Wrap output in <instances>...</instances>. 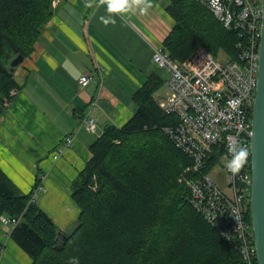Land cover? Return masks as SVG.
I'll use <instances>...</instances> for the list:
<instances>
[{
    "label": "trees",
    "instance_id": "1",
    "mask_svg": "<svg viewBox=\"0 0 264 264\" xmlns=\"http://www.w3.org/2000/svg\"><path fill=\"white\" fill-rule=\"evenodd\" d=\"M53 0H0V115L19 87L11 61L30 56L53 13ZM170 31L161 44L182 63L204 46L237 56L238 34L200 0H169ZM21 63V62H20ZM162 78L150 73L132 93L135 111L108 123L89 145L91 156L71 183L79 209L73 229L58 235L54 220L32 201L41 181L21 192L0 168V219H16L10 237L31 264H237L238 250L190 203V177L222 163L215 147L198 170L166 131L179 118L154 97ZM186 164V165H185ZM248 218L250 211L248 209ZM216 229V230H215ZM56 243V244H55Z\"/></svg>",
    "mask_w": 264,
    "mask_h": 264
},
{
    "label": "crops",
    "instance_id": "2",
    "mask_svg": "<svg viewBox=\"0 0 264 264\" xmlns=\"http://www.w3.org/2000/svg\"><path fill=\"white\" fill-rule=\"evenodd\" d=\"M168 1L130 0L128 12L110 14L107 0H53L33 53L14 70L19 87L0 115V168L21 192L43 180L36 202L63 233L77 220L71 183L91 156V142L106 124L131 116V93L150 73L166 85L167 71L152 61V50L172 26ZM108 15L114 24L99 19ZM83 73L91 79L81 86ZM90 117L93 131L84 123ZM66 136L71 144L53 160ZM11 227L0 219V264H31L11 239Z\"/></svg>",
    "mask_w": 264,
    "mask_h": 264
},
{
    "label": "built area",
    "instance_id": "3",
    "mask_svg": "<svg viewBox=\"0 0 264 264\" xmlns=\"http://www.w3.org/2000/svg\"><path fill=\"white\" fill-rule=\"evenodd\" d=\"M202 1L225 27L237 31V56H213L200 47L193 57L180 63L161 46H153L152 61L167 71L168 91L159 98V103L164 111L175 113L179 118V123L168 126L166 131L192 158L193 164L187 170H198L209 152L222 147L225 186L216 178L215 170L219 165L212 172L190 177L187 181L190 203L238 250L237 264H257L248 209L252 184L251 110L257 85L262 6L260 0ZM90 79L88 73H83L78 81L84 86ZM93 120L92 117L84 119L90 130H93ZM71 142L72 137L66 136L64 143L53 150V160H57ZM236 145L246 146L248 155L245 163L232 172L226 165ZM40 180L31 194L32 201H37L45 190ZM1 221L14 222V219L1 217Z\"/></svg>",
    "mask_w": 264,
    "mask_h": 264
},
{
    "label": "water",
    "instance_id": "4",
    "mask_svg": "<svg viewBox=\"0 0 264 264\" xmlns=\"http://www.w3.org/2000/svg\"><path fill=\"white\" fill-rule=\"evenodd\" d=\"M262 5L261 38L258 57L257 85L251 110V172L252 184L249 200L250 218L254 232L257 264H264V0ZM232 7V4L230 5ZM23 60L20 53L11 61L16 67ZM60 237L64 233L58 231Z\"/></svg>",
    "mask_w": 264,
    "mask_h": 264
},
{
    "label": "clouds",
    "instance_id": "5",
    "mask_svg": "<svg viewBox=\"0 0 264 264\" xmlns=\"http://www.w3.org/2000/svg\"><path fill=\"white\" fill-rule=\"evenodd\" d=\"M132 8L130 0H107L106 11L108 13H126ZM144 11V9H141ZM103 24L108 25L109 23H115L116 19L113 15L101 16L99 18ZM232 158L227 162V167L232 172H235L239 169L241 165L245 163V160L248 155L247 147L244 145H236L232 148ZM74 264H79L78 258L73 257Z\"/></svg>",
    "mask_w": 264,
    "mask_h": 264
},
{
    "label": "rangeland",
    "instance_id": "6",
    "mask_svg": "<svg viewBox=\"0 0 264 264\" xmlns=\"http://www.w3.org/2000/svg\"><path fill=\"white\" fill-rule=\"evenodd\" d=\"M215 16V15H214ZM216 17V16H215ZM218 19V18H217ZM227 28V27H226ZM163 47V46H162ZM203 48H204V46H203ZM165 49V48H164ZM166 50V49H165ZM167 51V50H166ZM209 53H211L209 50H207ZM168 52V51H167ZM169 53V52H168ZM196 54V53H195ZM194 54V55H195ZM170 55V54H169ZM193 55V56H194ZM213 55V54H212ZM225 54H223V52H219L218 53V56L219 57H223ZM192 56V57H193ZM167 86L165 85V83L164 84H162V86L154 93V97L156 96L157 98H160V96H164L165 95V92L167 91V88H166ZM156 98V99H157ZM158 100V99H157ZM160 106V105H159ZM161 108V107H160ZM223 164H224V161H223V163L222 164H220L218 167H217V171L215 170V172H217V181H219V183L222 185V187H224L225 186V169L223 168ZM215 168V167H214ZM213 171V169L210 171V172H212ZM78 213H79V211H78ZM78 216V215H77ZM76 222V221H75ZM73 227H74V223L72 224V226L70 227V230L71 229H73Z\"/></svg>",
    "mask_w": 264,
    "mask_h": 264
},
{
    "label": "bare ground",
    "instance_id": "7",
    "mask_svg": "<svg viewBox=\"0 0 264 264\" xmlns=\"http://www.w3.org/2000/svg\"><path fill=\"white\" fill-rule=\"evenodd\" d=\"M200 1H202V0H200ZM261 2V1H260ZM205 3V2H204ZM206 4V3H205ZM207 5V4H206ZM208 6V5H207ZM262 6V5H261ZM210 9V8H209ZM211 10V9H210ZM53 11V10H52ZM212 12V11H211ZM213 13V12H212ZM219 20V19H218ZM220 21V20H219ZM221 22V21H220ZM222 23V22H221ZM162 47V46H161ZM163 49H164V47H162ZM165 50V49H164ZM166 51V50H165ZM169 54V53H168ZM224 54V53H223ZM225 55H227V54H225ZM170 56V55H169ZM214 56V55H213ZM171 57V56H170ZM172 58V57H171ZM173 59V58H172ZM90 76H91V74L90 73H88ZM155 99H156V97H155ZM158 99V100H157ZM156 99V101L158 102V104L160 105V103H159V98H157ZM161 107V106H160ZM162 109V108H161ZM163 110V109H162ZM164 111V110H163ZM164 112H166V111H164ZM166 113H168V112H166ZM175 114V113H174ZM179 123V122H178ZM87 127V126H86ZM94 127H95V124H94V120H93V130H94ZM168 127V126H167ZM166 127V128H167ZM165 128V129H166ZM90 130V129H89ZM93 130H90V131H93ZM186 165V164H185ZM188 168V167H187ZM187 168H186V170H187ZM187 171H190V170H187ZM210 172V171H209ZM15 222H16V219H14V222L12 221L11 223L12 224H15ZM251 222V221H250ZM252 224V223H251ZM216 230V229H215ZM62 232V231H61ZM63 233V232H62ZM56 244V243H55Z\"/></svg>",
    "mask_w": 264,
    "mask_h": 264
}]
</instances>
